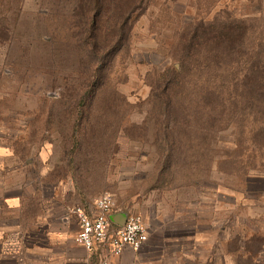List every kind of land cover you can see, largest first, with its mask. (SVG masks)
Wrapping results in <instances>:
<instances>
[{
	"label": "rangeland",
	"instance_id": "1",
	"mask_svg": "<svg viewBox=\"0 0 264 264\" xmlns=\"http://www.w3.org/2000/svg\"><path fill=\"white\" fill-rule=\"evenodd\" d=\"M120 4L91 37L80 0H0L4 172L72 208L110 192L152 232L195 231L199 264H264V0H145L122 49ZM234 23L233 53L196 45Z\"/></svg>",
	"mask_w": 264,
	"mask_h": 264
},
{
	"label": "crops",
	"instance_id": "2",
	"mask_svg": "<svg viewBox=\"0 0 264 264\" xmlns=\"http://www.w3.org/2000/svg\"><path fill=\"white\" fill-rule=\"evenodd\" d=\"M5 159L1 156L0 198L5 212L0 218V264H100L98 252L92 253L76 241L78 219L71 212L65 191L55 187L47 193L43 183L34 185L25 178L10 179L8 169L4 172ZM96 200L83 207L95 209ZM34 202L38 212L32 216ZM119 210L129 209L119 206ZM148 229L149 240L140 249L127 247L121 255L110 257L109 264H183L185 260L191 261L189 255L199 264V258H195L200 252L198 233L193 231L184 241L162 226L153 232ZM15 232L17 237L13 236ZM170 249L174 257L169 256Z\"/></svg>",
	"mask_w": 264,
	"mask_h": 264
},
{
	"label": "built area",
	"instance_id": "3",
	"mask_svg": "<svg viewBox=\"0 0 264 264\" xmlns=\"http://www.w3.org/2000/svg\"><path fill=\"white\" fill-rule=\"evenodd\" d=\"M96 208H72L78 219L76 241L92 253L98 252L100 264H109L112 256H119L127 247L140 249L149 240V229L141 214L121 211L112 193L106 192L95 202ZM126 214V221L119 225L112 216Z\"/></svg>",
	"mask_w": 264,
	"mask_h": 264
},
{
	"label": "trees",
	"instance_id": "4",
	"mask_svg": "<svg viewBox=\"0 0 264 264\" xmlns=\"http://www.w3.org/2000/svg\"><path fill=\"white\" fill-rule=\"evenodd\" d=\"M83 1H86V3ZM108 1L109 0H80L81 17H84V12L87 15L88 12H92V16H90L91 18L89 20L85 18L86 23H88L86 30H88L91 37H95L96 33L101 30L102 25L100 24V19L109 10V7L107 6ZM144 2L145 0H130V5L128 7H124L122 4L115 6V12L113 14V17L115 18L113 38H116L114 41V48L117 46H119V49L123 48V44L127 38L128 23L135 11L140 8ZM200 27L203 28L205 26L203 24ZM240 29L241 27L237 23L230 24L227 27L218 30H215L214 26H210L209 29L204 28L202 32L198 31V34L196 35L199 37L196 45H204V43H209L210 40H214L215 42H218V44L224 46V51L233 53L236 44L240 40H243L245 34L244 30L239 32ZM206 31L209 32L206 33ZM109 39H111L110 35H108V40ZM261 66L262 67L260 68L264 71V57L261 59Z\"/></svg>",
	"mask_w": 264,
	"mask_h": 264
},
{
	"label": "water",
	"instance_id": "5",
	"mask_svg": "<svg viewBox=\"0 0 264 264\" xmlns=\"http://www.w3.org/2000/svg\"><path fill=\"white\" fill-rule=\"evenodd\" d=\"M112 219H113V221H115L119 225H123L126 221V214L122 213V214H118V215H113Z\"/></svg>",
	"mask_w": 264,
	"mask_h": 264
}]
</instances>
